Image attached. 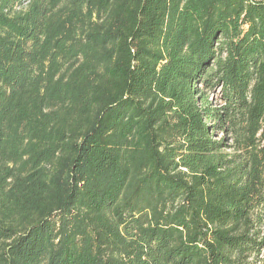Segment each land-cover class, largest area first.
Here are the masks:
<instances>
[{"label":"trees","instance_id":"trees-1","mask_svg":"<svg viewBox=\"0 0 264 264\" xmlns=\"http://www.w3.org/2000/svg\"><path fill=\"white\" fill-rule=\"evenodd\" d=\"M0 264H264V0H0Z\"/></svg>","mask_w":264,"mask_h":264},{"label":"rangeland","instance_id":"rangeland-1","mask_svg":"<svg viewBox=\"0 0 264 264\" xmlns=\"http://www.w3.org/2000/svg\"><path fill=\"white\" fill-rule=\"evenodd\" d=\"M221 135V134H220Z\"/></svg>","mask_w":264,"mask_h":264}]
</instances>
